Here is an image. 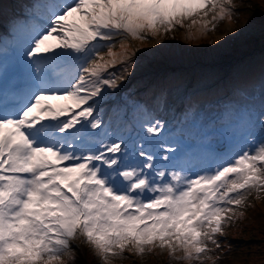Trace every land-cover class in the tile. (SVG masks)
<instances>
[{"label":"snow or ice","instance_id":"6c2138e0","mask_svg":"<svg viewBox=\"0 0 264 264\" xmlns=\"http://www.w3.org/2000/svg\"><path fill=\"white\" fill-rule=\"evenodd\" d=\"M47 8L49 25L26 37L34 86L17 103H0V264H75L77 241L101 264L156 249L184 264H216L218 237L245 217L253 194L264 198V135L250 132L214 166L193 168L178 162V144L145 138L130 148L94 130L103 123L99 99L125 78L109 69L139 51L129 39L159 43L177 26L199 39L238 5L65 0ZM52 66L61 68L54 77L45 71ZM145 127L158 137L164 124Z\"/></svg>","mask_w":264,"mask_h":264},{"label":"rangeland","instance_id":"374dc122","mask_svg":"<svg viewBox=\"0 0 264 264\" xmlns=\"http://www.w3.org/2000/svg\"><path fill=\"white\" fill-rule=\"evenodd\" d=\"M234 3L238 5L233 15L235 20L219 22L214 31L199 39H188L187 36L180 35L181 38L174 36L172 39L166 36L165 41L159 43L156 40L142 42L138 46L139 50L154 49L152 62L155 63L146 64L142 69L158 71L165 67L170 70H166L164 74L170 75L173 70L184 68L183 72L198 74L203 79L219 74L220 71H223L222 74L233 72L240 77L252 72L254 66L251 63L264 57V0H234ZM220 37L223 39H219ZM181 57L184 60H180ZM217 112L210 109L204 120L209 119L210 115V121H214ZM213 126L207 123V128ZM175 133L185 135L177 130ZM251 198L249 201L253 206L245 210V217L227 227L224 237H221L223 241L228 237L234 239L225 264H264V198L255 199L254 202ZM228 246L229 244L224 250L229 249ZM87 259L82 264H101L91 251H88ZM219 263L220 260L216 262ZM125 264L165 263L151 258L146 263H140L139 260L130 258Z\"/></svg>","mask_w":264,"mask_h":264},{"label":"bare ground","instance_id":"6f19581e","mask_svg":"<svg viewBox=\"0 0 264 264\" xmlns=\"http://www.w3.org/2000/svg\"><path fill=\"white\" fill-rule=\"evenodd\" d=\"M235 77L237 79V82H242L243 78L245 77V74L243 75V77H240L238 74L234 73Z\"/></svg>","mask_w":264,"mask_h":264},{"label":"trees","instance_id":"16d2710c","mask_svg":"<svg viewBox=\"0 0 264 264\" xmlns=\"http://www.w3.org/2000/svg\"><path fill=\"white\" fill-rule=\"evenodd\" d=\"M169 264V263H168Z\"/></svg>","mask_w":264,"mask_h":264}]
</instances>
